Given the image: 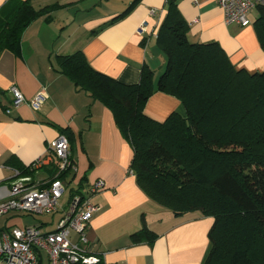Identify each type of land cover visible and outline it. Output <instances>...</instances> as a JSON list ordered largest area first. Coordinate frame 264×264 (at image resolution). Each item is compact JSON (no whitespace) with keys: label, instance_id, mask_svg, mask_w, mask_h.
Instances as JSON below:
<instances>
[{"label":"crops","instance_id":"1","mask_svg":"<svg viewBox=\"0 0 264 264\" xmlns=\"http://www.w3.org/2000/svg\"><path fill=\"white\" fill-rule=\"evenodd\" d=\"M6 1L0 0V7ZM133 1L30 0L35 10L55 8L48 21L39 17L24 29L18 56L0 53V200L7 196L12 170L42 157L48 142L63 131L77 188L84 190L96 180L104 184L92 198L100 209L85 232L90 253L102 264H202L212 218L199 212L174 217L149 200L129 173L131 148L111 113L55 71V56L79 51L93 70L120 83L137 84L143 65L155 79L164 65L155 37L166 14L165 0H137L114 20ZM176 7L188 26L189 42L217 43L235 68L248 73L264 69V53L251 24L225 25L221 9L210 0H176ZM141 22L146 23L142 36L136 34ZM12 87L26 101L39 92L45 98L38 110L27 104L13 108ZM143 112L156 121L172 113L184 115L176 98L160 92L148 98ZM53 170V165L44 167L36 177H51ZM7 218L1 227L26 226L22 218ZM142 223L156 236L151 244L131 241Z\"/></svg>","mask_w":264,"mask_h":264},{"label":"trees","instance_id":"2","mask_svg":"<svg viewBox=\"0 0 264 264\" xmlns=\"http://www.w3.org/2000/svg\"><path fill=\"white\" fill-rule=\"evenodd\" d=\"M165 6L155 37L164 65L155 79L143 65L137 84L120 83L93 70L79 51L55 56V71L111 113L131 148L129 170L149 200L174 217L199 212L212 218L202 264H264V69L248 73L217 43L189 42L176 0ZM54 8L7 0L0 7V53L18 56L24 29L39 17L48 21ZM251 25L264 53V9ZM154 92L176 98L184 115L163 121L145 115ZM130 238L151 244L156 236L142 223Z\"/></svg>","mask_w":264,"mask_h":264},{"label":"built area","instance_id":"3","mask_svg":"<svg viewBox=\"0 0 264 264\" xmlns=\"http://www.w3.org/2000/svg\"><path fill=\"white\" fill-rule=\"evenodd\" d=\"M210 1L221 9L225 25L242 28L251 24L248 20L251 12L264 9V0ZM145 33L146 23L141 22L136 34ZM9 92L13 108L27 104L32 110H38L45 98L39 92L26 101L16 88H10ZM49 165L54 167L53 175L37 178L38 171ZM27 170V174L12 170L7 196L0 200V218L56 213L60 216L51 231L40 230L49 224L44 221L28 226H0V264H97L101 258L89 252L85 232L92 215L100 209L92 198L104 189L103 182L96 180L84 190L77 188L69 144L62 134L48 142L45 154L29 164ZM63 195L65 201L60 206L58 201Z\"/></svg>","mask_w":264,"mask_h":264},{"label":"rangeland","instance_id":"4","mask_svg":"<svg viewBox=\"0 0 264 264\" xmlns=\"http://www.w3.org/2000/svg\"><path fill=\"white\" fill-rule=\"evenodd\" d=\"M257 16V11H253L249 14L248 16V20L251 21V24L252 22L254 21V19L256 18ZM65 201V195H63L59 201H58V204L60 206L63 205ZM59 216H60V213H56L54 214L53 216H38V215H35V216H23L22 219L24 221V224L26 226H28L29 224H32V223H36L37 221H44L46 223H49L48 225H44L40 228L41 231L45 232V231H51L55 228L56 226V223L59 219ZM2 222V218H0V223Z\"/></svg>","mask_w":264,"mask_h":264}]
</instances>
